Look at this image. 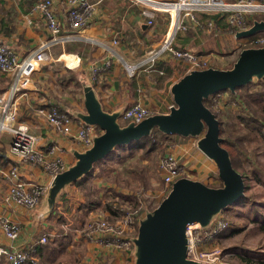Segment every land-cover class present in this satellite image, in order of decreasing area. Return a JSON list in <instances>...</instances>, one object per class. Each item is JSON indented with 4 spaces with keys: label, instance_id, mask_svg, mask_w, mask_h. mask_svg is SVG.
<instances>
[{
    "label": "crops",
    "instance_id": "obj_1",
    "mask_svg": "<svg viewBox=\"0 0 264 264\" xmlns=\"http://www.w3.org/2000/svg\"><path fill=\"white\" fill-rule=\"evenodd\" d=\"M35 1L0 0V41L8 44L20 58L31 54L48 35L42 14L31 10ZM53 1L61 20H66V5L62 0ZM90 1L96 3L95 10L89 25L81 32L105 40L116 37L118 43L115 48L127 61L135 62L161 44L169 25L167 14L155 12L149 24L150 16L142 14L144 7L141 4L130 0ZM198 16L202 21L215 20L219 28L211 30L196 27L187 20V29L177 32L173 45L200 54L208 59L212 67H228L220 65V58L230 57L228 60L234 61L238 42L234 34L227 31L225 18L217 13L206 12ZM253 19L254 16L249 17L250 21ZM105 56L103 48L84 41L54 46L32 74L30 83L14 98L17 109L15 121L28 126L29 131L37 137V145L41 150L51 145L57 146L60 151L56 155L61 156L69 166L76 161L75 152L83 151L85 146L74 136L55 130L39 109L56 105L72 118V129L75 131L77 125L83 123L77 115L85 112L83 88L89 84L103 108L109 112H118L120 119H124L122 112L135 102L148 106L154 113L167 112L173 104L170 88L187 71L185 63L166 54L158 58L150 68L138 69L133 76L127 75L117 59L112 60L111 67H100L94 74L92 67L95 64L101 66ZM10 84L11 75L0 71V96ZM95 129L96 133L101 132L97 126ZM10 138L8 131L0 135V215L17 222L21 231L17 239L10 240L0 229V245L27 249L36 245L42 235L51 237V241L63 235L68 236L69 240L59 264H127L132 259L131 249L106 248L87 240L82 232L92 219L117 218L106 209L107 203H121L122 210L128 209L127 202L135 203L132 191L126 185H117L104 179L105 172H118L109 168L107 170V167L114 161L119 163L124 148L118 147L117 152L97 162L91 172L79 180L84 181L81 186L74 182L64 187L51 210L47 207L45 192L36 208H26L3 200L12 181L9 171L16 167L19 178L25 183L41 184L46 186V190L52 179L39 166L25 162L11 153ZM191 147L188 141L178 145L174 152L180 157L186 154L185 160H182L183 165L200 170L203 172H200L201 175L206 176L207 173L198 166L203 156H199ZM195 179L204 180L202 176Z\"/></svg>",
    "mask_w": 264,
    "mask_h": 264
},
{
    "label": "built area",
    "instance_id": "obj_2",
    "mask_svg": "<svg viewBox=\"0 0 264 264\" xmlns=\"http://www.w3.org/2000/svg\"><path fill=\"white\" fill-rule=\"evenodd\" d=\"M62 1L66 5V20L64 21L57 14L53 0H36L32 5L31 10L39 12L45 19L48 35L31 54L20 58L8 44L0 41V71L11 75L10 86L0 96V135L3 131H8L11 135L10 152L25 162L39 166L50 175L51 179L66 169V162L61 156L56 155L58 150L60 151L57 146L51 145L46 150H41L37 145V137L29 131L28 126L23 122L15 121L17 109L14 98L30 83L32 74L40 62L47 58L54 46L84 41L103 48L106 56L101 66L95 64L92 67L94 74L100 67L104 69L111 67L112 60L117 59L127 75L133 76L138 69L150 68L158 58L166 54L185 63L187 70L190 68L204 69L210 66L208 59L190 49L176 48L173 45L177 32L187 29V20L196 27L217 30L218 22L213 19L202 21L198 16L202 12L217 13L225 18L227 31L234 34L237 30L249 27V17L264 15V0H130L144 7L142 14L150 16L149 24L152 23L155 12H162L169 16V25L158 48L135 62H129L116 50L115 46L118 43L116 37L105 40L81 32L89 25L96 3L90 0ZM246 39L248 46L264 45V36L254 34ZM39 112L45 115L55 130L74 136L84 146L92 144L91 133L96 130V127L80 123L73 131L72 118L58 109L56 105L41 108ZM153 113L154 111L148 106L135 102L124 110L122 116L124 120L139 122ZM159 165L162 170V181L168 188L176 179L188 176L186 172L184 173V166L172 153L164 154ZM9 175L12 181L3 195V200L26 208L36 207L41 201L46 186L25 183L19 178L16 167L9 171ZM137 200L139 203L134 209L114 220L106 217L90 220L82 230L85 238L106 248H120L129 251L132 248L131 233L145 206L143 199ZM227 227L228 224L222 217L213 222L204 232L199 231L200 228L197 225L188 224L186 226L189 238L187 256L201 262H209L207 260L210 254L205 251L197 252V247L217 237ZM0 229L6 238L15 240L20 234L21 226L0 215ZM46 241L47 236L42 235L36 245ZM36 245L27 249L0 245V264H26L29 260L36 261L38 258L34 253Z\"/></svg>",
    "mask_w": 264,
    "mask_h": 264
},
{
    "label": "water",
    "instance_id": "obj_3",
    "mask_svg": "<svg viewBox=\"0 0 264 264\" xmlns=\"http://www.w3.org/2000/svg\"><path fill=\"white\" fill-rule=\"evenodd\" d=\"M259 31H264V18H254L249 27L237 30L234 35L245 38ZM262 78L264 45L245 47L231 66L187 70L170 88L173 104L167 112L153 113L139 122L128 120L125 124H120L118 112L103 108L91 85H85V112L77 116L83 124L97 126L101 132L94 130L92 144L75 152L76 161L70 166L66 164V169L52 178L45 191L47 207L51 210L64 187L90 173L116 146L129 145L149 135L154 128L167 135L195 137L199 151L215 163L222 185L210 186L187 176L176 179L154 208L144 206L137 219V234L130 237L131 256L132 264H205L187 256L186 226L209 228L224 208L244 194L245 182L233 166L228 149L221 144L219 119L204 100L220 91L235 92L237 87Z\"/></svg>",
    "mask_w": 264,
    "mask_h": 264
},
{
    "label": "rangeland",
    "instance_id": "obj_4",
    "mask_svg": "<svg viewBox=\"0 0 264 264\" xmlns=\"http://www.w3.org/2000/svg\"><path fill=\"white\" fill-rule=\"evenodd\" d=\"M254 18L261 19L264 18V15H255ZM251 23L252 21L249 22V26ZM256 34L264 36V31H259ZM233 36L235 37V35ZM235 40L238 42L237 57L241 49L248 47V42L246 37H236ZM229 58H220V65L231 66L233 61H229ZM67 73L69 72L67 71ZM260 90H264V78L254 79L248 87H241L236 89L235 92L224 90L209 98L208 107L216 112L219 120L222 121V128L231 134H238L241 138L244 137L241 143L243 149L233 151V155L239 166L236 168L242 175L245 174L246 176L245 184L247 188L245 190V200L240 203L235 202L224 208L214 221L216 222L217 219L222 217L227 222L228 227L217 237L205 241L197 247V252L205 251L210 254L207 260L209 262L204 261L205 264H264V223L259 222V220L264 221V143L255 141L254 132L247 130L244 126V122H249L252 125L259 122H255L258 119L257 115L248 112L242 101V99L248 100L250 97L258 96ZM249 105L255 108L253 103H249ZM250 110L252 111V109ZM118 120L120 124H125V121H128L120 118ZM170 136L176 137L164 138L158 135L159 147L148 154L145 153L147 146L140 149L137 147L138 142H132L131 146L123 145L124 151L121 159L118 160L119 163L114 161L109 163L107 167V170L109 168V170L118 172L116 174L105 172L104 179L115 182L117 185L123 183L132 191L131 196H134V200L141 198L145 200V205L154 208L170 189L162 181V170L159 165L161 157L169 152L176 155L174 150L177 146L190 141L193 151L197 152L199 156H203L205 163L202 160L198 163V166L199 168L202 167L207 174L203 176L200 173L202 171L183 165L186 154L181 157L176 155L178 161L184 166V173L186 172L187 177L192 179L202 176L203 181L210 186L222 185L215 163L196 147L197 138ZM245 136H248L250 141H247ZM146 145L149 146L147 142ZM117 148L116 146L112 152H117L119 150ZM112 152L109 154H112ZM132 171L135 173L132 174ZM126 175L129 176L124 178ZM127 203L128 209H124L120 216L135 208L130 202ZM254 218H256L255 221ZM199 231L204 232L207 229H199ZM136 234L137 224L131 235L136 236ZM34 256L36 257V255ZM29 261V264H41L40 258H37L34 262ZM133 261L134 257L132 256L127 264H132Z\"/></svg>",
    "mask_w": 264,
    "mask_h": 264
},
{
    "label": "trees",
    "instance_id": "obj_5",
    "mask_svg": "<svg viewBox=\"0 0 264 264\" xmlns=\"http://www.w3.org/2000/svg\"><path fill=\"white\" fill-rule=\"evenodd\" d=\"M250 22V20L248 21ZM252 83V82H251ZM251 83L244 85V86H249ZM244 86H239L236 89H239L241 87ZM235 89V90H236ZM210 97H208L207 99L204 100V103L208 105L209 103V99ZM243 105L245 106L246 110H248V112L257 115L258 119H256V123L257 121L259 122L256 125H252L249 122H244V126L246 127L247 130L254 132V140L258 141V142H262L264 143V90H260L258 96L255 97H250V99L248 100H243ZM249 103H253L254 107H251L249 105ZM209 106V105H208ZM252 109V111L250 110ZM215 112V111H214ZM216 117L218 118V115L215 112ZM219 119V118H218ZM244 121V120H242ZM219 124H220V136L222 137V142L221 144L226 147L229 151L230 157H231V161L233 166L239 167L237 165V162L234 158L233 155V151L235 150H239V149H243L241 146L242 140L244 137H239L238 134H231L227 131H225L222 128V121L219 120ZM160 135L161 137L167 138L170 135H167L161 131H159L157 128H154L151 133L135 142H138L137 147H139L140 149H143V147H146V151L145 153L148 154L151 151H154L155 149H157L158 146V142H157V136ZM247 141H250V138L248 136H245ZM146 142L148 145H146ZM132 145V143H131ZM129 144V146H131ZM133 156V154H131ZM236 170H238L236 168ZM86 176V175H85ZM244 177V182L246 180V176L245 174H243ZM83 178V177H82ZM81 180V179H79ZM76 180L75 183L79 186H81V184H83L84 181H79ZM247 186L245 184V190H246ZM245 190H244V194L236 201V202H242L245 200L246 198V194H245ZM134 204L133 206H137L138 205V200H134ZM106 209L109 211V213L111 215H114L115 217L120 216V213L123 212L124 210L121 209V203H116L113 204L112 203H107L106 204ZM256 218H254L255 221ZM258 221V220H257ZM259 222L264 223L263 220H259ZM68 236H61L60 238L56 239L55 241H51L49 240L47 243H39L35 246V254L37 255L38 258H40L41 260V264H59L61 261V256H63V254H65V250H66V244L68 243ZM30 262V261H28ZM27 262V263H28ZM26 263V264H27ZM29 264V263H28Z\"/></svg>",
    "mask_w": 264,
    "mask_h": 264
}]
</instances>
